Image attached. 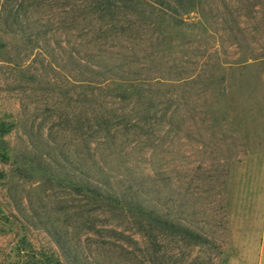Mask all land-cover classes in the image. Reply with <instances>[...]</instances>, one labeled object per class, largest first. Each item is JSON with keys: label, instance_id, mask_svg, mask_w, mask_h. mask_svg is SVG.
Returning <instances> with one entry per match:
<instances>
[{"label": "rangeland", "instance_id": "rangeland-1", "mask_svg": "<svg viewBox=\"0 0 264 264\" xmlns=\"http://www.w3.org/2000/svg\"><path fill=\"white\" fill-rule=\"evenodd\" d=\"M193 2L175 17L144 7L118 38L96 29L106 18L94 34L63 24V0H0V264L264 261V0ZM84 40L164 80L113 138L92 125L73 139L72 84L50 65L72 74ZM73 166L133 181L140 206L200 239L73 193Z\"/></svg>", "mask_w": 264, "mask_h": 264}, {"label": "trees", "instance_id": "trees-1", "mask_svg": "<svg viewBox=\"0 0 264 264\" xmlns=\"http://www.w3.org/2000/svg\"><path fill=\"white\" fill-rule=\"evenodd\" d=\"M193 3V0H63L62 23H66L67 17H72L71 21L75 27L76 24L80 23L79 17H81L83 18L81 19L82 28L86 29L85 33L94 34L97 33L95 30L98 23L97 19L102 21L106 18L98 28L96 27L98 32L103 30L100 33H107L111 30H118L115 36L120 38L125 34V29L130 30V33L137 31L135 26H138L140 22L136 20L135 16L140 14L144 7L151 9L150 16H158V12H163L164 17L167 15L175 17L193 9ZM76 12H79L80 15L73 16ZM73 17L75 18L74 21ZM15 21H18L17 15H15ZM64 29H66L65 33L68 34L69 29L63 25L62 30ZM74 49L75 51L73 50L71 54L73 58L72 74L65 67L50 63L65 80L72 84L73 139L79 137V139L85 140L86 133L84 134V131L91 128L92 125L102 129L103 137L107 138L116 137L119 128H121L119 126L123 123L126 126H134L137 123L134 111L143 105V96L151 90L154 84L163 83V78L151 73L137 74L139 70H136L135 64L126 61L124 56L117 58L109 47L90 44L89 40H84ZM102 49L108 51L109 55L106 57L100 55ZM99 56L100 58H93ZM105 94L114 96L115 101L109 102L111 105L108 109L105 106L101 111V101L98 97L105 99ZM134 96L135 99L132 100ZM125 99L129 100L131 104L130 112H133L132 115L125 116L123 114L120 103ZM94 105L100 106L99 111H89V108H93ZM147 111L150 109L148 108ZM74 162L73 159V165ZM74 167L73 193L92 198L94 202H100L101 206L106 205L109 211L115 212L116 210L121 215H125L127 212H130L132 216L136 213L142 215L149 224L158 225L162 231L176 232L180 235L190 236L195 240L200 239L197 234L187 228L175 225L168 219L159 217L140 206L137 200L135 201L137 197L133 190H137V188L133 181L123 191L118 185L121 182H112L107 175L86 174L82 171H76L77 169Z\"/></svg>", "mask_w": 264, "mask_h": 264}, {"label": "crops", "instance_id": "crops-1", "mask_svg": "<svg viewBox=\"0 0 264 264\" xmlns=\"http://www.w3.org/2000/svg\"><path fill=\"white\" fill-rule=\"evenodd\" d=\"M257 264H264L263 257L261 258L259 253L257 254Z\"/></svg>", "mask_w": 264, "mask_h": 264}]
</instances>
